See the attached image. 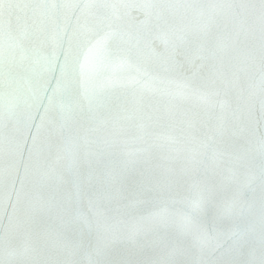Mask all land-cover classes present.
I'll return each mask as SVG.
<instances>
[{"label":"snow or ice","instance_id":"obj_1","mask_svg":"<svg viewBox=\"0 0 264 264\" xmlns=\"http://www.w3.org/2000/svg\"><path fill=\"white\" fill-rule=\"evenodd\" d=\"M153 19L176 36L161 52L151 50ZM96 33L102 35L90 39ZM210 43L219 56L203 54ZM113 64L135 75L92 86L93 67ZM141 77L187 89L184 98L210 95L229 111L220 125L201 122L192 138L233 147L211 169V182H193L183 198L197 221L164 199L171 182L148 183L141 200L113 205L121 185L98 181L96 195L107 206L79 223L69 220L58 239H49L31 226L46 196L57 191L80 202L84 188L93 187L91 158L100 145L110 147L107 125L126 110L110 90ZM0 84V264H84L81 252L86 264H264V0H0ZM190 163L181 171L209 172L203 159ZM140 205L154 210L143 215ZM120 216L132 223H113ZM171 229L188 245L167 235Z\"/></svg>","mask_w":264,"mask_h":264},{"label":"water","instance_id":"obj_2","mask_svg":"<svg viewBox=\"0 0 264 264\" xmlns=\"http://www.w3.org/2000/svg\"><path fill=\"white\" fill-rule=\"evenodd\" d=\"M46 2L85 4L99 0H46ZM134 2L188 3L208 0H134ZM193 27H196L195 21ZM147 31L151 40V50L155 52L163 51L166 44H171L176 39L170 29L155 19L149 22ZM98 35L102 33L90 34V39L94 40ZM148 54L146 50V56ZM203 54L211 57L213 54L219 56L220 52L210 43L208 50ZM136 62L142 68L145 65L144 59ZM129 75L135 73H130L126 67L118 64L107 67L94 66L91 85H97L106 77L123 78ZM251 81L258 86V74H252ZM194 86L206 90L202 81L194 82ZM151 89L158 91L153 93ZM3 91V85L0 84V110L5 104ZM185 93L187 89L148 77H141L140 84L111 89L109 95L113 99L119 97L124 102L126 110L118 114L114 123L107 125L104 139L110 147L100 145L97 148L98 155L91 158L95 170L93 187L84 188L80 202H77L75 196L71 201L62 200L59 192L53 191L46 196L31 226L47 234L51 240L58 239L69 220L79 223L81 218H90L107 206L106 202L96 195L95 185L98 181L104 183L112 180L121 185L120 192L114 195L113 205L117 202L125 204L141 200L143 188L148 183L165 185L171 182V193H165L164 199L170 202V207L190 216L195 224L198 215L191 211L183 198L191 196L190 185L193 182L201 184L211 182V169L216 167L221 154L232 152L233 147L231 143L221 141L219 138L209 141L206 147L192 139L199 135L201 122L220 125L229 118V111L220 108L215 97L209 95L203 100L198 96L184 98ZM189 122L192 124L191 127L188 126ZM0 135H3V130H0ZM173 138L179 143H173ZM193 157L203 159L207 163L209 168L207 174L194 175L191 171H181L182 167L189 170L192 168L190 162ZM53 185H57L55 180ZM140 207L143 215H148L154 210L152 205ZM4 221L5 217L0 209V223ZM113 223L130 225L132 221L128 216H120ZM167 235L174 238L181 247L188 245L187 237L175 229L169 230ZM77 258L86 264L87 257L83 252Z\"/></svg>","mask_w":264,"mask_h":264}]
</instances>
